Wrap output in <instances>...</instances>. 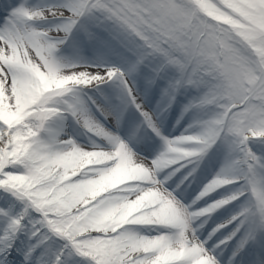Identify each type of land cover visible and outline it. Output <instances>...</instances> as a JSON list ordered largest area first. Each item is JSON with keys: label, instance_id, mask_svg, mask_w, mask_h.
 Listing matches in <instances>:
<instances>
[{"label": "snow or ice", "instance_id": "1", "mask_svg": "<svg viewBox=\"0 0 264 264\" xmlns=\"http://www.w3.org/2000/svg\"><path fill=\"white\" fill-rule=\"evenodd\" d=\"M0 264H264V0H0Z\"/></svg>", "mask_w": 264, "mask_h": 264}, {"label": "rangeland", "instance_id": "2", "mask_svg": "<svg viewBox=\"0 0 264 264\" xmlns=\"http://www.w3.org/2000/svg\"><path fill=\"white\" fill-rule=\"evenodd\" d=\"M183 103V101L181 100L180 103H178L176 105V112L175 114L172 115V117H169L168 120H167V127L170 129V126L172 124H175L176 120L179 118L178 116L180 115V107H181V104ZM172 114V113H171ZM178 114V116H177Z\"/></svg>", "mask_w": 264, "mask_h": 264}, {"label": "bare ground", "instance_id": "3", "mask_svg": "<svg viewBox=\"0 0 264 264\" xmlns=\"http://www.w3.org/2000/svg\"><path fill=\"white\" fill-rule=\"evenodd\" d=\"M175 112H176V106H174V108L167 114V116L165 117V119H164V124H165V127H167L168 125H167V120H168V116L169 115H173V114H175ZM172 113V114H171ZM79 139L82 141V142H87V139H88V137L86 136V135H84V134H82V133H80L79 134Z\"/></svg>", "mask_w": 264, "mask_h": 264}]
</instances>
